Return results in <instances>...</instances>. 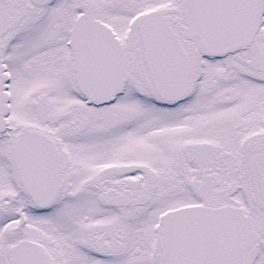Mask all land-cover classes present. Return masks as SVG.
I'll use <instances>...</instances> for the list:
<instances>
[{
  "label": "snow or ice",
  "instance_id": "obj_1",
  "mask_svg": "<svg viewBox=\"0 0 264 264\" xmlns=\"http://www.w3.org/2000/svg\"><path fill=\"white\" fill-rule=\"evenodd\" d=\"M0 264H264V0H0Z\"/></svg>",
  "mask_w": 264,
  "mask_h": 264
}]
</instances>
